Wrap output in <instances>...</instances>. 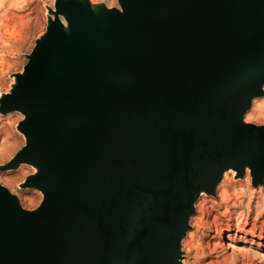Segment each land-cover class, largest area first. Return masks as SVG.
Segmentation results:
<instances>
[{
	"label": "water",
	"instance_id": "1",
	"mask_svg": "<svg viewBox=\"0 0 264 264\" xmlns=\"http://www.w3.org/2000/svg\"><path fill=\"white\" fill-rule=\"evenodd\" d=\"M54 0L0 97L36 169L26 210L0 184V264H183L202 194L225 172L264 184V0ZM64 19L67 27L62 23Z\"/></svg>",
	"mask_w": 264,
	"mask_h": 264
},
{
	"label": "rangeland",
	"instance_id": "2",
	"mask_svg": "<svg viewBox=\"0 0 264 264\" xmlns=\"http://www.w3.org/2000/svg\"><path fill=\"white\" fill-rule=\"evenodd\" d=\"M93 1L119 7L118 0ZM49 7L54 8V0H0V97L11 91L15 84L14 75L23 72L36 41L46 32ZM258 102H264V98L254 101L245 120L264 125V116L248 119ZM23 119L24 116L18 112L0 114V146L6 131H11L13 140L18 144L9 153L0 155V166L8 163L26 144L25 136L18 131V124ZM35 173L36 169L30 165L0 172V184L17 196L26 210L37 209L43 201L40 191L21 188L26 178ZM235 174L231 171L225 175L215 196L202 194L198 199L195 214L190 219V228L182 241L184 264H197L195 256L198 247L206 249V256L215 252L221 254L225 240L216 238L218 232L224 236L230 232L237 238L243 236L249 242H256L251 247L262 256L264 263V218L256 221V203L264 186H252L249 170L242 179H235ZM248 189L254 195L249 210L245 205L241 206L242 199L238 200V196ZM245 245L249 246L243 242L237 246L243 248ZM209 262L206 260L202 264Z\"/></svg>",
	"mask_w": 264,
	"mask_h": 264
},
{
	"label": "bare ground",
	"instance_id": "3",
	"mask_svg": "<svg viewBox=\"0 0 264 264\" xmlns=\"http://www.w3.org/2000/svg\"><path fill=\"white\" fill-rule=\"evenodd\" d=\"M87 1H89L90 6L92 7V10L95 12V14L97 16H100L101 10L104 7H107L109 9H116V8L120 9V6L119 7H110L106 2L97 3V2H94L93 0H87ZM62 23L67 27V23L64 19H62ZM262 98H264V97H262ZM262 98H257V99H262ZM257 99H255V100H257ZM254 101H253V104H254ZM253 104H252V106H253ZM251 109H252V107H251ZM250 110H248L246 112L244 119ZM263 116H264V102H258V103H256L252 113L249 114L248 119H254V118L263 117ZM247 123H249V122H247ZM4 133L5 134H4V137L2 138V144L0 146V155H4V154L9 153L13 149V147L18 145L17 142L13 140L11 131H6ZM248 170L250 171V169H248ZM231 171L235 172L233 170H229V171L225 172V174L222 178V181H223L225 175ZM250 174H251V171H250ZM236 176H237V173L235 174V179L238 180V179L244 178L245 175L242 178H237ZM221 182H220V184H221ZM218 186H217V189H218ZM252 186L257 188L259 186H264V184L254 186L253 181H252ZM253 197H254V195L248 189L246 192L241 193L238 196V200L242 199L241 206L245 205L246 209L249 210L251 208V204H252L253 199H254ZM256 214H257L256 221L264 218V191L260 192V198L258 199V202L256 203ZM216 238L225 240V244L223 245V248H224L223 252L221 254L215 252V253H212V254L206 256V249L204 247H201V248L198 247V248H196V256H195V260H196L197 264H202L206 260H210L209 264H264L262 256L259 255L258 253H256V251L254 249H252V247H251L256 243L253 240L251 242H249V241H247L246 237H243V236L237 238L236 236L232 235L230 232L226 236H224L221 232H218L216 234ZM227 242H229V243H227ZM241 242H243L245 244H249V246L245 245L243 248L240 246H237L238 243H241ZM257 246L260 247L261 244H257Z\"/></svg>",
	"mask_w": 264,
	"mask_h": 264
}]
</instances>
